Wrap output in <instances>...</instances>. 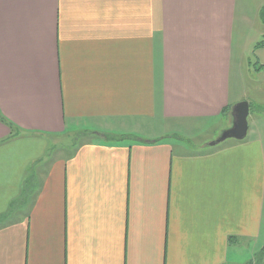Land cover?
Returning <instances> with one entry per match:
<instances>
[{
	"label": "crops",
	"instance_id": "1",
	"mask_svg": "<svg viewBox=\"0 0 264 264\" xmlns=\"http://www.w3.org/2000/svg\"><path fill=\"white\" fill-rule=\"evenodd\" d=\"M252 1L0 0V264H264V130L209 146Z\"/></svg>",
	"mask_w": 264,
	"mask_h": 264
},
{
	"label": "rangeland",
	"instance_id": "2",
	"mask_svg": "<svg viewBox=\"0 0 264 264\" xmlns=\"http://www.w3.org/2000/svg\"><path fill=\"white\" fill-rule=\"evenodd\" d=\"M255 1L250 0V3L254 7ZM262 18V16H261ZM258 44V45H257ZM253 46L255 48L253 49ZM244 57L246 62L244 63L243 71L244 75L233 77L231 81L232 91L234 93L243 92L244 101L250 104L248 114V127L249 129L264 130V23L258 24L257 27L244 33ZM254 66L257 69H254ZM241 73V72H240ZM238 76V73H237ZM220 122L214 121L206 124L204 127H197L193 132L194 134L188 135L194 137L192 141L200 144L204 143L208 137L212 136L219 127ZM209 127V128H208ZM208 128V130L202 131V129ZM222 130V129H221ZM221 132V131H220ZM219 134V133H218ZM218 136V135H216ZM69 140L66 143L63 141L48 142V154L61 152L64 153V144L70 145ZM47 144V143H46ZM63 148V149H62ZM245 253V251H244ZM239 254L235 256L236 252L232 251L228 264H255L252 257L245 254Z\"/></svg>",
	"mask_w": 264,
	"mask_h": 264
},
{
	"label": "water",
	"instance_id": "3",
	"mask_svg": "<svg viewBox=\"0 0 264 264\" xmlns=\"http://www.w3.org/2000/svg\"><path fill=\"white\" fill-rule=\"evenodd\" d=\"M249 104L241 101L231 108L232 124L231 127L223 130L220 135L209 143L210 147H215L227 140H243L248 131Z\"/></svg>",
	"mask_w": 264,
	"mask_h": 264
},
{
	"label": "trees",
	"instance_id": "4",
	"mask_svg": "<svg viewBox=\"0 0 264 264\" xmlns=\"http://www.w3.org/2000/svg\"><path fill=\"white\" fill-rule=\"evenodd\" d=\"M261 20L264 23V8L261 10ZM0 121L3 122L10 130V136L9 138H16L19 137L21 135V132L18 128H16L15 126H13L9 121H7L3 116H1L0 114Z\"/></svg>",
	"mask_w": 264,
	"mask_h": 264
}]
</instances>
